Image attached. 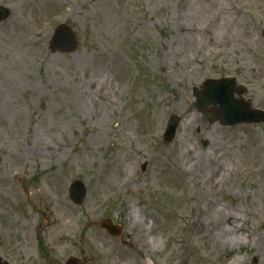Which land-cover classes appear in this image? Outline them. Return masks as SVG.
<instances>
[{
    "label": "rangeland",
    "instance_id": "rangeland-1",
    "mask_svg": "<svg viewBox=\"0 0 264 264\" xmlns=\"http://www.w3.org/2000/svg\"><path fill=\"white\" fill-rule=\"evenodd\" d=\"M0 5V260L264 264V123L194 106L206 80L232 77L264 111V0ZM61 23L74 52L49 48Z\"/></svg>",
    "mask_w": 264,
    "mask_h": 264
},
{
    "label": "water",
    "instance_id": "water-1",
    "mask_svg": "<svg viewBox=\"0 0 264 264\" xmlns=\"http://www.w3.org/2000/svg\"><path fill=\"white\" fill-rule=\"evenodd\" d=\"M10 10L0 6V21L9 17ZM78 41L76 34L67 24L59 25L53 33L50 41V49L60 52H74ZM245 92L243 87L236 85L234 78L208 79L204 82L203 90L196 91L198 108L210 122L220 121L225 126H234L241 123H264V111L252 108L250 102L237 99L236 94ZM209 106H217L216 110L208 109ZM180 123V117L174 116L170 119L165 132V139L171 141ZM70 197L76 203L81 204L87 194L84 183L80 180L74 181L69 189ZM102 228L108 230L114 236L121 235V228L113 224L111 220H102ZM9 264V263H1ZM67 264H82L79 258L71 257Z\"/></svg>",
    "mask_w": 264,
    "mask_h": 264
},
{
    "label": "bare ground",
    "instance_id": "bare-ground-1",
    "mask_svg": "<svg viewBox=\"0 0 264 264\" xmlns=\"http://www.w3.org/2000/svg\"><path fill=\"white\" fill-rule=\"evenodd\" d=\"M226 219H228L229 221L233 218V216H231V213L228 215H226V217H225ZM154 242V241H153Z\"/></svg>",
    "mask_w": 264,
    "mask_h": 264
}]
</instances>
